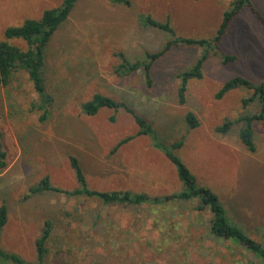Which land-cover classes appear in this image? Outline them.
Wrapping results in <instances>:
<instances>
[{
	"label": "rangeland",
	"instance_id": "rangeland-1",
	"mask_svg": "<svg viewBox=\"0 0 264 264\" xmlns=\"http://www.w3.org/2000/svg\"><path fill=\"white\" fill-rule=\"evenodd\" d=\"M232 0H79L47 50L45 77L55 98L41 121L31 111L39 101L28 75L20 71L8 86L0 84V141L7 167L0 172V206L9 210L1 245L28 260L37 257V240L47 220L55 225L47 264H261L242 247L208 237L209 210L176 203L140 207L104 204L97 198L70 197L62 192L31 195L30 187L49 175L55 186L73 191L78 181L71 156L79 159L89 186L96 190H130L164 197L183 189L176 166L152 144L125 109L103 108L95 116L82 103L95 93L127 101L151 122L162 138H184L176 153L226 205L231 218L264 243V121H256V151L239 138V124L217 131L227 119L259 113V105L244 106L247 88L217 93L241 75L264 81V22L249 7L239 13L220 44L219 53L236 55L224 63L212 52L201 79L188 83L187 102L180 104L178 74L191 68L202 52L197 46H175L158 58L148 85L142 70L120 77L119 53L144 60L161 51L172 33L144 27L140 18L171 19L178 36L212 39ZM264 16V0H252ZM63 0H0V40L5 31L27 19H40L45 9ZM23 48L19 40H11ZM222 54V53H221ZM193 111L199 126L190 128L185 116ZM115 116V121L111 117ZM136 135L118 150L123 138ZM175 208V212L171 209ZM192 209V210H190ZM10 264V263H2Z\"/></svg>",
	"mask_w": 264,
	"mask_h": 264
},
{
	"label": "trees",
	"instance_id": "trees-1",
	"mask_svg": "<svg viewBox=\"0 0 264 264\" xmlns=\"http://www.w3.org/2000/svg\"><path fill=\"white\" fill-rule=\"evenodd\" d=\"M112 4L130 5L131 0H109ZM79 0H63L58 7L45 9L40 19H27L20 26L8 27L5 31L6 39L0 40V84L8 86L12 83L15 75L24 71L31 81L39 101L32 104L31 111H39L41 121L45 120L54 104L55 98L49 92L45 77L47 65V50L51 40L59 28L69 19ZM231 7L225 11L223 20L218 29L217 35L212 39H195L178 36L176 29L171 24V19L159 21L152 16L142 15L140 22L144 27L153 26L170 32L173 38L169 40L164 48L158 52L148 53L144 60L132 61L124 53H119L121 62L115 67V74L120 77L130 75L137 70H142L147 84H153L152 69L155 61L175 46H197L202 52L194 65L181 71L178 74L180 85L178 89V101L180 104L187 102L188 83L192 79H201L204 74V65L212 52L223 57L224 63L237 59L236 55H230L220 51V44L229 26L235 17L245 7H249L254 15L264 22L263 14L256 8L252 0H232ZM11 40H19L26 47L23 48L13 44ZM238 88H247L252 91L249 97L243 99L244 106L251 104L259 105V113H243L236 120L227 119L223 125L217 127V131L227 133L235 124H239V138L250 151H256L255 143V122L264 121V81L254 82L251 79L238 75L228 79L217 93V98H222L226 93ZM103 108L118 110L125 109L131 114L139 127L137 135H149L154 147L160 149L165 156L176 166L177 173L184 187L182 190L171 193L164 197L151 196L147 193H136L130 190L101 191L89 186L84 169L75 156H71V165L74 169L78 187L73 191L63 190L55 186L49 175L44 176L37 184L30 187L31 195L45 192H62L70 197H86L100 199L106 204H120L126 206L140 207L144 204H168L176 203L180 207H186L190 201H198L195 206L199 213L209 210L211 217L208 220V237L216 240L230 242L239 246L257 257L261 264H264V243L253 238L246 229L235 222L229 215L228 209L220 196L209 185L201 184L197 175L189 168L184 160L176 153L184 145V138L173 143L166 141L144 116L139 114L127 101H120L116 98L95 93L89 100L82 103V111L88 116H95ZM115 116L111 121H115ZM190 128H196L200 122L193 111H188L185 116ZM136 135L123 138L114 147L118 150L123 144L129 142ZM7 153L0 141V172L7 167ZM192 210V209H190ZM175 212V208L171 209ZM9 210L6 204L0 206V264H47L49 255V241L55 229L54 222L47 220L41 236L37 240V257L31 261L21 254L8 251L1 245L3 230L8 222Z\"/></svg>",
	"mask_w": 264,
	"mask_h": 264
}]
</instances>
